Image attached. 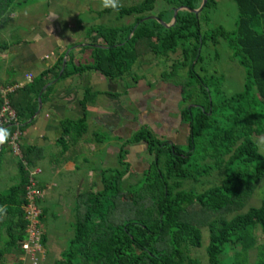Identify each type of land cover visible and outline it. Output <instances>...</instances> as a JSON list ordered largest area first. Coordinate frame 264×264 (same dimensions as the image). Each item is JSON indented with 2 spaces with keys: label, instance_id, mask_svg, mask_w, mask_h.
<instances>
[{
  "label": "trees",
  "instance_id": "trees-1",
  "mask_svg": "<svg viewBox=\"0 0 264 264\" xmlns=\"http://www.w3.org/2000/svg\"><path fill=\"white\" fill-rule=\"evenodd\" d=\"M157 1L168 7L157 16L166 24L172 23L174 9L196 10L202 4V0H143L129 8H108L100 15L116 11L118 19L136 16L133 25H125L123 31L103 25L90 27L86 37L90 43L81 50L85 54L91 52L90 60L83 57L74 66L71 52L59 78L64 52L53 68L7 96L16 119L3 127L7 136L0 158L7 148L12 151L11 142L16 134V142L22 140L28 121L39 109V94L49 82L58 83L88 71L98 72L110 81H123L146 49L161 58H170L179 50L183 53L172 71L164 75L181 77L180 70L186 71L182 76L185 84L180 91L179 117L180 123L189 128L187 145L170 144L148 128L135 132L118 154L124 170L103 171L101 190L82 192L77 197L72 210L74 235L54 264H202L191 257V251L202 247L205 227L209 231V264H224L221 257L225 253L246 257L258 245L257 231L264 234V198L259 207L231 219H213L214 215L243 208L264 182V155L254 138L264 134V0H233L239 19L232 33L222 28L205 32L203 28L201 16L217 7L216 0H208L199 16L187 10L179 12L177 23L169 28L157 20L139 24L152 16ZM14 3L15 0H0L2 22L13 14ZM2 22L0 25H4ZM204 23L208 24V19ZM221 39L231 51L232 59L246 71L243 90L229 98H214L213 93L218 95L221 91L216 87L211 90L198 73V66L201 72H208L204 49L209 43L217 47ZM106 44L107 48L95 47ZM8 48V44H0V51ZM53 87L43 93V103ZM89 101L86 95L82 101L85 111ZM3 105L0 93V111ZM74 131L79 137L87 132L85 116L77 123H66L59 140L63 147L67 145L66 137ZM139 143L146 145L153 160L138 182L131 185L124 179L130 171L125 161L126 147ZM38 153L36 147L21 145L18 183L0 195V238L4 229L7 233L0 248V262L7 254L24 253L22 243L28 239V221L23 207L28 204L27 187ZM213 171H224L219 184L200 193L184 189V181L198 182ZM48 211L44 208L39 216L40 229ZM41 232L40 243L46 246L47 237ZM256 264H264V260Z\"/></svg>",
  "mask_w": 264,
  "mask_h": 264
},
{
  "label": "rangeland",
  "instance_id": "rangeland-1",
  "mask_svg": "<svg viewBox=\"0 0 264 264\" xmlns=\"http://www.w3.org/2000/svg\"><path fill=\"white\" fill-rule=\"evenodd\" d=\"M142 1L119 0V5L129 8L138 5ZM216 1L217 7H212L201 16L205 32L218 30L219 28L230 33L234 32L239 19L237 5L233 0ZM20 2L25 3L19 4ZM103 3L104 0H15L12 5L13 14L6 17L3 22L0 20L4 24L0 25V44L6 43L9 45L7 50L0 51V85L5 81L16 78L19 83L32 79L31 75L28 78L23 76L28 75V73L34 75L31 72L33 66H22L19 71H14L15 67H13L15 63L20 65L22 58L26 61L27 56H29V61L31 60L32 53L27 55L28 51L39 52L38 58L43 60L41 57L49 53L48 49H54L58 45H64L65 43L89 45L90 38L87 39L86 37L89 34L90 27L103 25L106 28L116 27L123 31L125 25H133L136 16L118 19V12L116 11L100 15V12L108 9L103 6ZM167 8L163 1H157L152 16L157 17L161 11ZM204 19H208L209 23H204ZM100 42L103 43V41ZM103 46L108 47L107 44ZM74 47L72 46L69 49ZM73 50L77 55L82 52L80 46ZM87 53L91 54V52ZM203 54L205 55L204 64L207 66L208 72H201L200 66H198V73L207 81L211 90H215L216 87L221 91L218 95L213 93L214 98L217 96L229 98L243 90L246 71L239 65L238 61L232 59L231 51L223 39L220 40L217 47L209 43ZM4 55H7V57L4 58ZM182 55V51L179 50L170 58H161L156 57L149 49H146L130 72L126 74L127 76L123 81L115 80L100 89L105 92L101 96L102 103H105L104 111L110 115L113 114L114 122L117 118L119 124L116 125L117 121L115 125L113 124L114 128H117L115 131H109L112 129V123H110L109 130L108 128L99 130L96 125H90L85 140L80 141L85 144L87 141L95 142L96 138H99L100 144L103 143L100 146L101 149L98 148L94 151L87 149L84 154L79 155L76 159L80 171L77 174L73 173V175L85 179L87 173L92 172L91 176L94 177L92 180H86L87 184L86 181L84 182L87 187L84 188L83 192L101 190L102 184L99 177L97 178V176H101V171L107 169L124 170V162L120 164L118 157L121 146L141 128H148L156 133L157 137L166 139L173 144L187 145L189 128L180 123L179 117L180 91L185 84V78L182 76L185 75L186 71L180 70L181 77L164 75L166 72L172 71L173 64L182 59ZM77 59L79 60V58ZM86 59L90 60L88 56H86ZM8 60H10L9 63L6 62ZM44 61L47 63V59ZM10 63H13L12 67ZM79 64L80 61L77 62L76 66ZM45 66L47 64H44ZM85 73H87V78L91 79L92 74L96 72L88 71ZM80 75L76 76L80 77ZM11 89L13 88L0 86V91L3 92L4 97ZM116 137L119 139H115ZM71 138L74 141L79 140L76 131L71 134ZM254 138L260 153L264 155V134ZM21 144L22 141L15 143L16 151L14 148H12V151L7 148L1 157L2 159L0 158V195L6 193L18 183L19 163L22 160ZM126 150L125 161L130 165V171L124 175V179L127 180V184L134 185L148 167V163L153 160V157L147 153V147L144 143L130 144L126 147ZM59 159V155L55 153L52 158L53 161L48 160L45 162L57 163ZM45 162L42 165L45 169L44 177L56 184L53 196H44L45 194L40 189V196L37 198L36 204L37 211L41 214L43 206H45L43 200L49 201L47 203L48 214L45 222L41 224V229L39 228L40 233L44 231L47 244L46 246L40 244L29 248L26 251L28 255H24V253L16 256L7 254L2 258L0 264H13L15 262L22 264H33V262L34 264H54L61 258V254L74 235V215L68 209L73 210L77 201V189L73 187L76 179L65 173L58 176L52 175L49 171H51L54 164L52 163L49 166L51 163L46 164ZM223 176L224 171H213L211 175L200 179L198 182L193 180L184 181V189L195 190L200 193L219 184ZM36 177L38 178V176ZM36 186L38 187L37 182ZM263 198L264 182L243 208L238 211L224 213L221 216L216 215L215 217L214 215L213 219L220 217L231 219L236 214L245 213L253 207H259ZM26 208L27 206L23 207L26 213L25 219H27ZM202 232V247L193 249L191 257L202 264H209L207 256L208 228H203ZM257 237V247L246 257L228 252L221 257L222 262L224 264H256L258 261L264 260V234L261 230L257 231ZM6 238L7 233L4 229L0 238V248L3 247Z\"/></svg>",
  "mask_w": 264,
  "mask_h": 264
},
{
  "label": "crops",
  "instance_id": "crops-1",
  "mask_svg": "<svg viewBox=\"0 0 264 264\" xmlns=\"http://www.w3.org/2000/svg\"><path fill=\"white\" fill-rule=\"evenodd\" d=\"M80 45L81 44L74 45L71 43H65L64 45H58L54 49H48L49 53L41 57L43 58V60L38 58L39 52L35 53L34 50L32 52L28 51L27 55H30V53H32L30 61L29 56H27L28 59L26 61L22 58V61L20 63L21 66L17 63H15L14 66L13 63H10V66L15 67L14 71H19L22 66H33L31 72L34 75L28 73V75H25L23 77L28 78L31 75L32 80H34L43 71L53 68L57 63L59 57L64 52L67 53L70 47H76ZM71 52H73L74 66L83 57L88 56L90 58V54H85L83 51L79 53V55H77L74 50H72ZM7 55H4V58H6ZM77 58H79V60ZM45 59H47V63H45ZM9 61L10 60L6 62L9 63ZM44 64H47V66L44 67ZM6 66L8 67V65ZM12 83L24 86L30 83V80L27 79L24 80L22 83H19L18 79L16 78L10 81H5L3 82V84L1 83L2 85L0 86L11 87L10 84ZM109 83H113V81L106 79L103 75H100L98 72L92 74L91 79L87 78V73H85L81 74L80 77L76 75L71 76L58 83L57 80L48 83L51 84L50 86L54 85V87L51 92H49V94L46 96L40 114L29 124V127L23 131V139L21 140V145L23 147L29 146L36 147L39 149L36 167L35 169L31 170V172H35L36 175L34 178L38 184V187L41 188L43 193L45 194L44 196H53L56 184H53L48 180V178L44 177L45 169L42 165L45 161L52 160V158L55 156V153L59 155V162H45L46 164L51 163L49 164V166H51L52 163L54 164L52 165L51 171L49 172L52 175L56 176L65 173L75 178L76 183L73 185V187L77 189V197L84 191V188L87 187V181L92 180L94 178L93 176H91L92 172H88L85 179L75 177L73 173L77 174L80 171V167L77 164L78 160H76L79 155L84 154L87 149L90 151H94L95 149L97 150L103 144L102 142V144H100L99 138H96L95 142L84 141L85 144L80 142L81 140H85L90 125H96L99 130L107 128L109 130V126L111 125L110 123H112V129H110L109 131H115L117 129L113 126V124L115 125L117 118H115L116 121L114 122L112 116L113 114L110 115L109 113L104 111L103 107L105 106V103H102L101 99V96L105 92L100 89H103V87H106L107 85H109ZM86 91H89L90 94H86ZM86 95L90 100L87 104V111H85L82 106V101L84 100ZM84 116L87 118V132L84 133L81 137H79V140L75 141L72 140L71 135L67 136V145L66 147H63V145L59 143V140L63 136L64 126L66 125V123H77L80 119H83ZM118 124L119 123L117 121L116 125L118 126ZM91 129L93 128L91 127ZM115 139L119 138L116 137ZM102 172L103 171L100 172L101 176ZM36 176H38V178ZM101 176H97V178L99 177L100 181ZM48 202L49 201L47 200H43V203L45 205L43 206V209H49L47 206ZM68 211L72 212L71 209H68Z\"/></svg>",
  "mask_w": 264,
  "mask_h": 264
},
{
  "label": "built area",
  "instance_id": "built-area-1",
  "mask_svg": "<svg viewBox=\"0 0 264 264\" xmlns=\"http://www.w3.org/2000/svg\"><path fill=\"white\" fill-rule=\"evenodd\" d=\"M32 81V79L30 80V82ZM22 87L20 85H16L14 87H10L13 88L11 90H8V92L5 94L6 97H4L3 92L0 91L1 96L4 99V105L2 106V109L0 111V128L4 129V125H7L8 123L14 122L16 119V114L15 112L11 109L9 102L7 100V96L9 93L15 91L17 88ZM17 136L18 134L15 135V137L13 138L11 145L12 148H14L15 150V143L17 144ZM13 150V151H14ZM16 151V150H15ZM31 175V179H30V185L27 187V200H28V204L26 205V212H27V221H28V229L26 230L27 234H28V239L22 243V249L24 251V255H28V253L26 252L27 250H29V248L34 247V246H38L40 245V241H41V233L39 231V216L40 214L37 211V198L40 196V192L37 189L36 186V182H35V172H30ZM36 258V257H35ZM38 259V258H37ZM36 259V260H37ZM34 264V262H33Z\"/></svg>",
  "mask_w": 264,
  "mask_h": 264
},
{
  "label": "water",
  "instance_id": "water-1",
  "mask_svg": "<svg viewBox=\"0 0 264 264\" xmlns=\"http://www.w3.org/2000/svg\"><path fill=\"white\" fill-rule=\"evenodd\" d=\"M207 3H208V0H202V4L201 6L196 9V10H191L189 8H186V7H180V8H176L174 9V15H173V20H172V23L170 24H166L165 22H163L162 20H160L158 17L156 16H149V17H146L145 19L141 20L139 24L143 23L144 21H147V20H157L159 23H161L162 25H164L165 27L169 28L173 25H175L177 23V17H178V13L181 12V11H184V10H187L189 12H192L194 13L196 16H199L200 13H202V11L204 10V8L207 6ZM139 24H137L135 26V29L139 26ZM134 29V30H135ZM84 46H87L85 44H81L80 47L83 48ZM78 47V46H76ZM74 47V48H76ZM95 47H101V48H107L105 46H98V45H95ZM69 49V51L66 53V56L64 57V61H63V66H62V69H61V72L59 74V78L62 76L65 68H66V65H67V60H68V55L69 53L74 49ZM51 84H47L43 89L42 91L40 92L39 94V99H38V102H39V109L37 111V113L28 121L27 124H30L39 114L40 112L42 111V106H43V102H42V95L43 93L45 92V90L50 86ZM2 143H3V140H0V150L2 149ZM170 144H172L171 142H169Z\"/></svg>",
  "mask_w": 264,
  "mask_h": 264
},
{
  "label": "clouds",
  "instance_id": "clouds-1",
  "mask_svg": "<svg viewBox=\"0 0 264 264\" xmlns=\"http://www.w3.org/2000/svg\"><path fill=\"white\" fill-rule=\"evenodd\" d=\"M103 6L105 8H111L113 10H118L119 8V0H104ZM7 131L5 129L0 128V140L6 139Z\"/></svg>",
  "mask_w": 264,
  "mask_h": 264
}]
</instances>
